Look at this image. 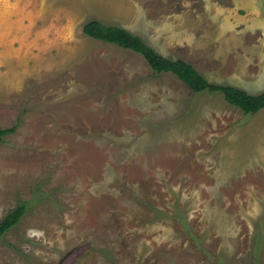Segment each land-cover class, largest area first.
Here are the masks:
<instances>
[{"label": "rangeland", "instance_id": "374dc122", "mask_svg": "<svg viewBox=\"0 0 264 264\" xmlns=\"http://www.w3.org/2000/svg\"><path fill=\"white\" fill-rule=\"evenodd\" d=\"M13 1L40 12L57 0ZM110 1L116 10L101 7L109 0H81L82 18L63 35L55 28L59 20L52 18L57 10L46 18L35 16L43 23L28 34L39 32L51 43L72 39L65 52L68 66L30 81L21 93H0V131L18 127L0 140V221L18 206L27 207L17 228L0 238V264L231 262L219 258V240L203 228L201 207H188L187 197L171 194L172 184L185 175L189 155L186 151L177 163L175 141L195 151L188 131L180 141L178 124L203 118L172 115L171 107L230 105L219 93L193 94L174 74L155 73L141 54L82 35V26L99 20L129 31L157 53L166 47L156 29L126 28L123 0ZM182 5L168 0L149 14L158 20L155 26L165 22L170 28L174 16H184ZM174 48L163 53L167 59L193 63L182 46ZM207 76L214 85L229 86L226 79ZM145 87L163 100L169 92L163 110L141 107L138 92ZM177 92L185 97L173 103ZM157 101L154 96L148 105ZM224 114L232 124L246 125L260 113ZM215 120L220 112L206 119L217 130ZM190 219L199 222L194 227ZM183 246L195 254L184 255Z\"/></svg>", "mask_w": 264, "mask_h": 264}, {"label": "crops", "instance_id": "0c3cea01", "mask_svg": "<svg viewBox=\"0 0 264 264\" xmlns=\"http://www.w3.org/2000/svg\"><path fill=\"white\" fill-rule=\"evenodd\" d=\"M167 1L131 0L128 3V0H123L122 5L127 13L124 26L135 33L138 25L163 34L160 41L166 47L159 52L163 57L168 58L163 53L182 46L187 58L193 60L192 63L189 59L188 63L195 69L197 65L207 69L203 74L196 70L209 82L212 81L207 74L226 79L230 87L239 88L252 96L264 93V0H179L183 4L184 16H174L177 18H174L175 22L170 28L165 22L155 26L158 20L149 13ZM80 2L57 0L53 4L56 6L37 12L27 5L21 6L23 3L19 1L0 0V93H21L30 81L43 79L51 72L68 66L65 52L72 39H66L65 44L57 41L51 43L39 32H28L43 23L35 16L46 18L50 12L57 10L52 17L59 20L55 23L56 31L62 35L64 32L70 33L74 23L82 18ZM95 4L100 8L99 3ZM101 7L116 10L115 3L110 0L107 6ZM33 18L34 21L31 20ZM81 33L85 35L83 26ZM62 35L55 37L61 40ZM196 58L201 63L195 64ZM138 93L141 107L153 112L164 109L163 101L169 94L167 92L163 100L157 92L149 91L146 87L145 91ZM185 94L175 93L172 102L184 99ZM154 96L158 101L148 105V100ZM171 108L172 115L187 113L203 117L197 122H193V118L186 124H178L180 141L188 131V143L193 145L195 151L175 141L178 144L173 151L175 161L178 163L180 155H189L185 161V175L175 182V186L172 184L171 194L187 197L188 207H201L202 226L209 231L211 239L218 238L219 258L231 261H226V264H246L247 261H261L264 264V110L258 112L260 114L252 122L244 125L232 124L225 117L224 113L228 111L246 116L232 105L201 106L183 102L182 108ZM216 112H220V120H215L219 127H216L217 130L206 122ZM194 166L197 170H193ZM196 222L199 221L190 219L188 223L194 226ZM183 248L184 255L187 252L195 254L193 248Z\"/></svg>", "mask_w": 264, "mask_h": 264}, {"label": "trees", "instance_id": "16d2710c", "mask_svg": "<svg viewBox=\"0 0 264 264\" xmlns=\"http://www.w3.org/2000/svg\"><path fill=\"white\" fill-rule=\"evenodd\" d=\"M83 32L92 39L114 44L125 50L141 54L155 73L174 74L196 93L208 91L212 94H221L227 103L240 109L246 115H255L264 110V93L252 96L239 88L214 85L196 71L192 64L182 60L172 61L163 57L142 39L119 26L106 25L99 20H91L85 24ZM17 129L18 127L15 126L11 129L1 130L0 140L5 136L14 134ZM26 212V205L18 206L5 219L0 221V238L17 228Z\"/></svg>", "mask_w": 264, "mask_h": 264}]
</instances>
